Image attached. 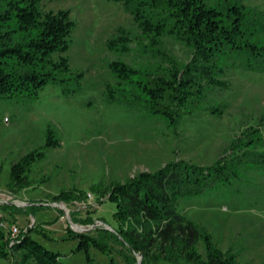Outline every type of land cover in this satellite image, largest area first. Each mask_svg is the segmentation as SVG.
<instances>
[{"label":"rangeland","instance_id":"obj_1","mask_svg":"<svg viewBox=\"0 0 264 264\" xmlns=\"http://www.w3.org/2000/svg\"><path fill=\"white\" fill-rule=\"evenodd\" d=\"M241 2L257 38L264 42V0ZM42 6L45 11L70 10L77 26L64 54L69 57L72 70L84 71L85 75L80 87L70 79L66 84L50 82L37 97L0 99V214L9 218L11 224L24 228L36 222L34 238L60 252L65 264H104L111 256L118 264H125L118 244L110 253L92 247V262L85 250L74 251L78 241L69 238L66 230L71 213L82 218L90 213L95 219L94 225L74 226L78 231L103 225L98 218L112 230L118 226L115 203L105 199L98 204L89 191L93 184L123 182L140 171H156L173 160L210 166L228 151L232 141L240 139L238 143L244 145L248 126L258 127L264 111V66L258 63L259 68L254 70L244 55L222 56L220 63L226 69L224 78L230 81V88L209 90L205 100L192 111L178 109L179 120L175 124L155 111L137 82H121L109 63L122 60L140 71L141 81L154 84V76L165 75L170 69L167 55L180 64L191 59L188 46L168 35L156 43L142 33L122 2L43 0ZM119 26L132 37L127 52L107 46ZM107 83L116 90L111 101L106 93ZM65 85L76 90L65 94ZM216 110L220 112L215 113ZM49 126L56 130L61 145L46 149V157L32 166L30 186L17 192L10 190L12 164L45 144ZM262 130L264 133V127ZM233 152L237 151L232 149L229 154ZM71 188L88 191V199L51 202L62 189ZM32 201L49 205L35 207L28 213L24 207L32 206ZM178 208L205 226L223 250L232 247L239 259L248 264L264 263V170L253 168L232 183L212 187L199 196L182 197ZM141 259L138 256V261ZM12 260V256L0 258V264H12ZM158 264L185 262L160 260Z\"/></svg>","mask_w":264,"mask_h":264},{"label":"trees","instance_id":"obj_2","mask_svg":"<svg viewBox=\"0 0 264 264\" xmlns=\"http://www.w3.org/2000/svg\"><path fill=\"white\" fill-rule=\"evenodd\" d=\"M42 1L0 0V99L37 97L50 82L66 84L72 79L77 87L81 86L85 72L72 70L69 57L64 54L72 44L77 23L69 9L45 11ZM107 1L122 2L142 33L156 43L168 35L191 49V59L185 64L167 55L170 69L165 75L154 76V84L141 81L140 71L122 60L109 63L121 82H137L155 111L175 124L179 120L178 109L192 111L205 100L209 90L230 88V81L224 78L226 69L220 63L222 56L244 55L249 68L254 70L259 68L258 63L264 66V42L260 43L257 38L241 0ZM131 41L130 32L119 26L107 40V46L127 52ZM75 90L76 87L68 85L63 88L65 94ZM115 91L110 83L106 84L110 101ZM162 101L166 105L158 107L156 104ZM263 127L264 111L258 127L248 126L244 145L238 143L240 139L232 141L228 151L210 166L173 160L156 171L143 170L123 182L93 184L89 191L96 196L98 204L105 199L115 203L118 226L109 230L106 222L98 218L103 225L78 231L72 223L91 225L95 219L90 213L82 218L72 212V222L66 230L69 238L78 241L74 251L85 250L88 261L92 262V247L110 253L113 245L118 244L125 264H136L138 256L142 257L140 264H158L160 260L185 264H248L239 259L232 247L227 250L219 247L211 232L180 211L178 204L182 197L199 196L212 187L241 179L250 169L264 170V149L260 147L264 146ZM60 145L56 130L49 126L45 144L12 164L9 189L17 192L30 186L32 166L46 157V149ZM232 149L237 152L229 154ZM88 197V191L83 189H62L51 202L70 203ZM33 202L32 206L24 207L28 213L35 207L49 205ZM3 207L10 209L8 205ZM63 214L61 211L60 216ZM1 222L10 224L9 218L0 214ZM35 225L36 222L27 228L19 226L20 232L14 236L0 226V258L12 256V264H65L60 252L34 238ZM104 264L118 263L111 256Z\"/></svg>","mask_w":264,"mask_h":264},{"label":"built area","instance_id":"obj_3","mask_svg":"<svg viewBox=\"0 0 264 264\" xmlns=\"http://www.w3.org/2000/svg\"><path fill=\"white\" fill-rule=\"evenodd\" d=\"M0 226L9 231L13 236L20 232V227L16 223L1 222Z\"/></svg>","mask_w":264,"mask_h":264},{"label":"water","instance_id":"obj_4","mask_svg":"<svg viewBox=\"0 0 264 264\" xmlns=\"http://www.w3.org/2000/svg\"><path fill=\"white\" fill-rule=\"evenodd\" d=\"M71 222H72V220H71ZM77 224H75V223H72V226L74 227V226H76ZM94 225V224H93ZM109 227V226H108ZM110 228V227H109ZM139 262H140V260L136 263V264H139Z\"/></svg>","mask_w":264,"mask_h":264}]
</instances>
